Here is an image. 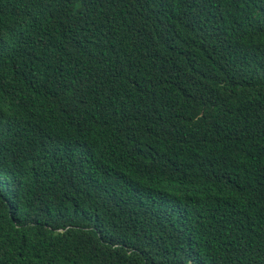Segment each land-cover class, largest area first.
<instances>
[{
    "label": "trees",
    "instance_id": "obj_1",
    "mask_svg": "<svg viewBox=\"0 0 264 264\" xmlns=\"http://www.w3.org/2000/svg\"><path fill=\"white\" fill-rule=\"evenodd\" d=\"M0 23V264H264V0Z\"/></svg>",
    "mask_w": 264,
    "mask_h": 264
},
{
    "label": "clouds",
    "instance_id": "obj_2",
    "mask_svg": "<svg viewBox=\"0 0 264 264\" xmlns=\"http://www.w3.org/2000/svg\"><path fill=\"white\" fill-rule=\"evenodd\" d=\"M0 26L2 28V31H1L2 33L9 34V31H10L13 34L12 36L0 34V50H1L3 47H8V46L13 45V43H16L20 31L17 29H10L9 25L6 23H0Z\"/></svg>",
    "mask_w": 264,
    "mask_h": 264
}]
</instances>
